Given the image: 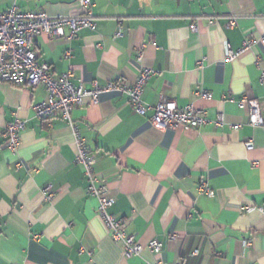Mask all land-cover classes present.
I'll use <instances>...</instances> for the list:
<instances>
[{"label": "crops", "instance_id": "obj_1", "mask_svg": "<svg viewBox=\"0 0 264 264\" xmlns=\"http://www.w3.org/2000/svg\"><path fill=\"white\" fill-rule=\"evenodd\" d=\"M91 2L94 30L71 41L44 33L34 49L53 76L72 71L73 82L88 89L132 83L140 69L156 72L143 88L144 116L113 92L71 113L115 199L109 213L142 250L126 256L111 237L75 163L68 125L36 117L43 87L0 81V264H264V212L243 209L264 206V128L249 125L248 107L237 106L254 99L264 118V0ZM13 3L20 12L80 13L76 0H0V13ZM230 51L238 54L227 60ZM204 90L209 100L199 96ZM161 98L203 110L208 122L196 130L154 128L149 118ZM220 113L225 123L218 127ZM16 119L25 128L13 154L1 133ZM202 181L212 197L200 191ZM151 240L162 244L157 255L147 247Z\"/></svg>", "mask_w": 264, "mask_h": 264}, {"label": "built area", "instance_id": "obj_2", "mask_svg": "<svg viewBox=\"0 0 264 264\" xmlns=\"http://www.w3.org/2000/svg\"><path fill=\"white\" fill-rule=\"evenodd\" d=\"M80 9L78 15L71 16H50L43 10L20 12L15 3L5 12L0 13V81L10 83L19 87L35 88L43 87L45 98L35 107L36 117L42 119H52L58 117L63 120L71 130L73 143L76 149L75 163L81 166L84 175L88 180V193L97 199L98 214L103 219L106 227L111 232L113 240L122 244L126 256L139 255L142 246L133 236H126L123 232L124 221L109 213L110 207L115 199L109 195L105 184H102V176L94 171L95 156L89 152L83 138L80 136L76 125L71 117L72 110L77 105H81L84 100L95 104L99 97L105 93H117L125 95L132 111L140 116H144L148 111V106L142 100V92L149 78L156 74L154 70L140 69L134 82L125 83L121 81H110L105 86H99L96 82L91 88H85L81 83L73 82L72 71H67L57 77L53 76L50 66L45 62H38L34 49L35 39L41 34L48 33L53 38H63L66 41L73 40L82 29H95V18L92 13L93 3L91 0H76ZM235 22L231 21L230 26ZM191 31H196V25H190ZM121 28L115 37L121 36ZM260 44L264 47V33L260 38ZM251 40L247 39L243 43V48H248ZM238 53L229 52L227 60L234 58ZM70 52H65L64 57L68 58ZM142 52H138L137 61H140ZM262 77L264 71H262ZM203 99L209 100L211 95L207 91H202L199 95ZM239 109L245 106L249 109L247 123L251 126L264 128V118L260 115L258 102L254 99L242 98L237 102ZM208 122L203 110H198L192 105L178 107L175 102L161 98L153 108V114L149 118V123L156 129L167 130L182 127L185 130H196L199 126ZM225 123L224 115L218 114L214 125L221 127ZM239 126H234L238 128ZM25 128V122L16 119L8 123L2 130L4 139L3 147L10 153L15 154L21 144V133ZM247 150L253 149V142H245ZM0 147V151H1ZM100 183V184H99ZM199 189L207 196L212 197L214 192L207 187L205 182H201ZM47 200L53 199V194L45 189ZM245 212L257 209L264 212V206L253 207L246 205ZM175 236H172L174 238ZM248 245V242H246ZM148 249L155 255L162 249L161 242L151 240ZM195 250L193 255H197ZM152 264H160L158 262Z\"/></svg>", "mask_w": 264, "mask_h": 264}]
</instances>
